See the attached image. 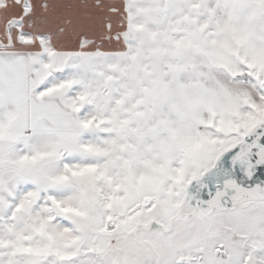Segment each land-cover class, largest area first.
<instances>
[{
    "label": "snow or ice",
    "instance_id": "6c2138e0",
    "mask_svg": "<svg viewBox=\"0 0 264 264\" xmlns=\"http://www.w3.org/2000/svg\"><path fill=\"white\" fill-rule=\"evenodd\" d=\"M0 264H264V0H0Z\"/></svg>",
    "mask_w": 264,
    "mask_h": 264
}]
</instances>
